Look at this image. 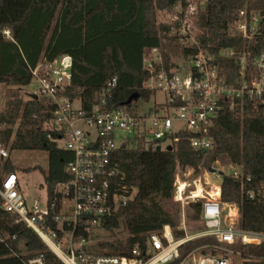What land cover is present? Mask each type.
Here are the masks:
<instances>
[{"label": "built area", "instance_id": "1", "mask_svg": "<svg viewBox=\"0 0 264 264\" xmlns=\"http://www.w3.org/2000/svg\"><path fill=\"white\" fill-rule=\"evenodd\" d=\"M197 13L194 3L185 8L177 5L169 13L166 22L174 23L171 31L161 37L159 46L143 55V66L150 73L144 86L155 91V98L135 110L108 108L102 98L86 111L79 98L65 95L72 81L73 60L69 54L41 59L31 68V80L22 90L24 98L45 102L48 137L71 154L65 164L67 179L56 185L52 196L47 192L45 202L37 195L27 198L17 171L8 169L14 165L13 150L3 140L6 125L0 121V208L11 216V224L21 222L36 232L63 264H235L234 256L240 252L234 251L232 245L264 242V232L240 226L237 204L222 201L223 174L243 176L241 167L231 163L227 173L217 171L213 165L215 172L206 168L219 180L215 186L220 187V194L210 193L203 186L199 193L191 194L197 187L190 189L191 183L177 179L180 165L176 166L173 199L183 208L200 202L201 230L188 233L182 214L178 226V230L184 231L182 236H176L170 225H164L162 230L147 236L145 247L134 246L131 255L97 253L87 245L90 232L101 227L103 220L135 193V189L130 191L122 182L113 157L116 150L157 145L161 150L169 145L174 148L181 135L187 134L191 147L205 155L212 150L214 136L221 131V113L225 109L243 115L250 105L264 115L262 11L248 5L233 11L227 33L246 40L248 46L223 48L217 54L200 45ZM169 37L175 39L178 49L168 50L167 64L164 44ZM3 39L13 40V34L2 24L0 15V42ZM220 58L234 60V78L223 74ZM116 84L117 78L109 80L105 92ZM3 106L4 88L0 82V116ZM177 183L181 184L179 188ZM205 184L208 185L207 181ZM248 194L255 195L252 190ZM257 196L264 201V184ZM206 237L214 242L188 251L190 243ZM28 263L45 264V260L43 255H36Z\"/></svg>", "mask_w": 264, "mask_h": 264}, {"label": "trees", "instance_id": "2", "mask_svg": "<svg viewBox=\"0 0 264 264\" xmlns=\"http://www.w3.org/2000/svg\"><path fill=\"white\" fill-rule=\"evenodd\" d=\"M190 3L198 9L200 45L215 54L227 47L248 46L246 40L227 33L231 13L245 5L262 11L264 35V0H0L1 22L13 34V40L0 42V82L4 88L0 121L6 125L2 137L12 150L47 152L49 166L43 173L50 196L56 185L67 179L65 164L71 154L48 137L45 102L26 101L22 95L31 80V68L41 59L69 54L73 60L72 81L65 95L79 98L86 111L102 98L108 108H130L132 103L124 102L135 92L140 94L142 103L151 102L156 93L144 86L150 73L143 66V55L159 46L161 37H166L174 24L158 23L157 14L172 13L175 6L185 8ZM177 45L173 37L167 38V64L168 50L178 49ZM220 64L226 77L236 76L234 60L220 58ZM114 77L116 86L105 92L107 82ZM220 124L214 146L205 155L191 147L187 134L181 135L172 150L137 146L114 152L123 184L130 191L135 189V193L103 220L101 228L113 231L123 222L129 236L101 242L104 252H94L131 255L134 246L145 247L147 236L162 230L164 225H170L176 236H182L184 231L177 229L180 210L171 203L176 166H191L199 171L201 166L211 167L222 156L243 172L242 177L223 174L222 201L238 205L242 228L264 232V201L257 196L264 184V115L250 105L243 115L225 109ZM8 169L18 170L14 165ZM250 190L254 197L249 196ZM187 212L189 218L199 220L200 202L189 204ZM10 218L0 208V264H29L36 255H43L45 264H63L36 232L21 222L11 224ZM213 242L208 237L199 238L190 243L188 251ZM232 249L240 252L235 256L241 264H264V242L236 244Z\"/></svg>", "mask_w": 264, "mask_h": 264}, {"label": "rangeland", "instance_id": "3", "mask_svg": "<svg viewBox=\"0 0 264 264\" xmlns=\"http://www.w3.org/2000/svg\"><path fill=\"white\" fill-rule=\"evenodd\" d=\"M167 20H169V13L158 12V23L166 22ZM22 95L24 97L23 93ZM158 97L159 94H157V98ZM141 104L142 100L138 99L132 102L130 108L135 110L138 106H141ZM11 160L18 168L17 173L21 178V187L27 198L37 195L42 202H45L47 196V186L43 172L47 171L49 166L47 152L44 150H13L11 153ZM213 166L217 168V171H222L223 173H227L231 170V162L224 156L215 161ZM176 174L178 175L177 179L179 178V180H185L187 183H191V186L189 187L190 189H194L195 187H198V185H201L210 193H213L212 190L214 186L219 182V180L215 179V175L207 172L206 168L202 166L199 171H196L193 168H182L180 166L177 169ZM206 181L208 185L205 184ZM204 194H206L205 191ZM171 203L173 207L180 210L178 226H180L182 214H184L187 229L186 231L188 233L197 232L203 228L200 219L192 220L189 218V212H187L188 205H185V208H183L180 204L174 201L173 198ZM128 236L129 232L123 222L120 224L119 228L114 229L113 231L105 230L99 227L90 232L87 245L91 251L104 252L102 251V248H100L99 243L107 240H125ZM234 260L235 264H241V260L238 256H234Z\"/></svg>", "mask_w": 264, "mask_h": 264}, {"label": "water", "instance_id": "4", "mask_svg": "<svg viewBox=\"0 0 264 264\" xmlns=\"http://www.w3.org/2000/svg\"><path fill=\"white\" fill-rule=\"evenodd\" d=\"M139 97H140V94H139V93H137V92L132 93L124 103H125V104H130L133 100H137ZM155 149H156V150H161V146H160V145H157ZM167 149H168V150H172V146L169 145V146L167 147ZM209 170L212 171V172H215V171H216V168H214V167H209Z\"/></svg>", "mask_w": 264, "mask_h": 264}, {"label": "bare ground", "instance_id": "5", "mask_svg": "<svg viewBox=\"0 0 264 264\" xmlns=\"http://www.w3.org/2000/svg\"><path fill=\"white\" fill-rule=\"evenodd\" d=\"M180 186H181V184L177 183V187L179 188ZM200 190H201V185H198L197 190L191 192V194L199 193ZM212 191H213V194H220V187L219 186H215Z\"/></svg>", "mask_w": 264, "mask_h": 264}]
</instances>
